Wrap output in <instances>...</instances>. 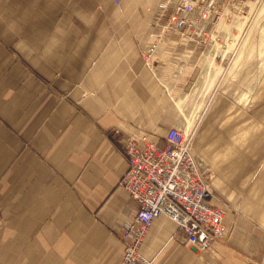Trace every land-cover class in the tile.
I'll return each mask as SVG.
<instances>
[{"label": "crops", "instance_id": "0c3cea01", "mask_svg": "<svg viewBox=\"0 0 264 264\" xmlns=\"http://www.w3.org/2000/svg\"><path fill=\"white\" fill-rule=\"evenodd\" d=\"M182 1L0 0L1 264H121L137 209L121 184L124 143L162 141L175 127L194 131L226 230L201 251L160 215L142 254L264 264V66L251 96L218 92L186 124L175 96L189 81L185 62L219 36L165 30ZM211 2L223 20L240 6Z\"/></svg>", "mask_w": 264, "mask_h": 264}, {"label": "built area", "instance_id": "2783aa9c", "mask_svg": "<svg viewBox=\"0 0 264 264\" xmlns=\"http://www.w3.org/2000/svg\"><path fill=\"white\" fill-rule=\"evenodd\" d=\"M203 1H208L206 7ZM222 21V12L211 0H190L180 2L167 14L164 28L189 39L206 35ZM124 154L128 171L121 184L137 209L123 235L121 264H153L142 254L141 246L152 221L160 215L176 222L185 243L198 250H207L223 236L227 210L209 203L213 196L211 172L194 150V131L175 127L157 142L147 136H129Z\"/></svg>", "mask_w": 264, "mask_h": 264}, {"label": "rangeland", "instance_id": "374dc122", "mask_svg": "<svg viewBox=\"0 0 264 264\" xmlns=\"http://www.w3.org/2000/svg\"><path fill=\"white\" fill-rule=\"evenodd\" d=\"M212 33L219 39L206 41L200 53L185 62L189 81L175 93L189 126L199 121L218 92L225 91L239 100L254 92L252 85L261 79L264 66V3L240 0L239 9Z\"/></svg>", "mask_w": 264, "mask_h": 264}]
</instances>
